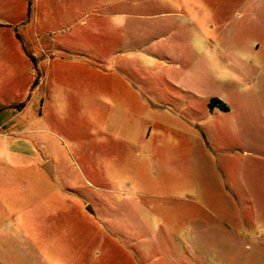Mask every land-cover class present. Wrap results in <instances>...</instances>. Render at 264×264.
<instances>
[{"label": "rangeland", "instance_id": "374dc122", "mask_svg": "<svg viewBox=\"0 0 264 264\" xmlns=\"http://www.w3.org/2000/svg\"><path fill=\"white\" fill-rule=\"evenodd\" d=\"M36 7L47 53L7 94L37 154L0 173V264H264V0Z\"/></svg>", "mask_w": 264, "mask_h": 264}, {"label": "crops", "instance_id": "0c3cea01", "mask_svg": "<svg viewBox=\"0 0 264 264\" xmlns=\"http://www.w3.org/2000/svg\"><path fill=\"white\" fill-rule=\"evenodd\" d=\"M36 5L37 0L32 5L31 1L28 4L27 0H0V173L5 170L19 172L26 169L32 163L34 164L37 154L34 151L36 147L29 135L31 131L37 130L31 126V123L34 124L36 121L35 110L29 109L31 101L28 98L26 101L18 102L25 96L31 82L29 68L31 50H34V53H47V49L43 46L38 47L34 44L31 35V29L37 19ZM76 8L79 9V5L67 8L68 14L75 13ZM68 14L59 15V17L64 18ZM236 14L241 15L239 12ZM6 15L7 17H5ZM49 15L48 22L55 20L54 9H50ZM26 16L27 19L22 21L21 18ZM13 53L24 61L27 67L25 68L24 81L18 87L14 79L18 75L16 69L13 66L3 67V64L7 66L8 63L2 59L9 58ZM36 75L39 76L38 72ZM13 85L19 89L16 97L19 100L10 99L11 96L7 94ZM20 90H23V97L19 95ZM30 90L32 89L30 88ZM219 100L223 106H218L225 111L228 110L229 106L221 99Z\"/></svg>", "mask_w": 264, "mask_h": 264}, {"label": "water", "instance_id": "95a60500", "mask_svg": "<svg viewBox=\"0 0 264 264\" xmlns=\"http://www.w3.org/2000/svg\"><path fill=\"white\" fill-rule=\"evenodd\" d=\"M43 168L46 170V172H49L51 170L50 161H47L43 164Z\"/></svg>", "mask_w": 264, "mask_h": 264}, {"label": "flooded vegetation", "instance_id": "af4514ba", "mask_svg": "<svg viewBox=\"0 0 264 264\" xmlns=\"http://www.w3.org/2000/svg\"><path fill=\"white\" fill-rule=\"evenodd\" d=\"M211 103L223 106L222 102L217 98H212Z\"/></svg>", "mask_w": 264, "mask_h": 264}, {"label": "trees", "instance_id": "16d2710c", "mask_svg": "<svg viewBox=\"0 0 264 264\" xmlns=\"http://www.w3.org/2000/svg\"><path fill=\"white\" fill-rule=\"evenodd\" d=\"M37 83H38V77H37V75H36V77H35V79H34L32 85H31V89H33V88L37 85ZM20 105H21V104H20Z\"/></svg>", "mask_w": 264, "mask_h": 264}]
</instances>
